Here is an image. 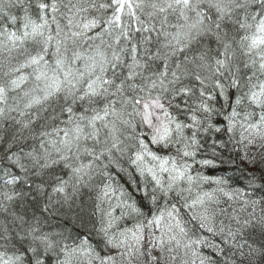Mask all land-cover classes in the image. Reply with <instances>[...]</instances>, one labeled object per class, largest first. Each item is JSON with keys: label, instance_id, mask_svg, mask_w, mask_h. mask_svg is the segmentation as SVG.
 Returning a JSON list of instances; mask_svg holds the SVG:
<instances>
[{"label": "snow or ice", "instance_id": "obj_1", "mask_svg": "<svg viewBox=\"0 0 264 264\" xmlns=\"http://www.w3.org/2000/svg\"><path fill=\"white\" fill-rule=\"evenodd\" d=\"M0 264H264V0H0Z\"/></svg>", "mask_w": 264, "mask_h": 264}, {"label": "trees", "instance_id": "obj_2", "mask_svg": "<svg viewBox=\"0 0 264 264\" xmlns=\"http://www.w3.org/2000/svg\"><path fill=\"white\" fill-rule=\"evenodd\" d=\"M225 155H226V157H228L229 163L221 166V171H226L227 172V175H229V176H233V175L240 176L241 173L238 170V167L239 168H244L245 167V165L241 162L240 157L238 155L229 154L227 152L225 153ZM232 159H235V161H236V164L235 165H233L231 163V160ZM248 167L251 168V165H249ZM211 174H218V173H211ZM240 183L243 184V183H245V181H243L241 179ZM259 195L260 194L257 193L254 198H257L258 199L259 198ZM85 199H87V196H85ZM92 243H93L94 246L97 245V244H99V247L97 248V250L100 251L101 253L104 252L103 243L99 240V238L96 236V234L94 232L92 233Z\"/></svg>", "mask_w": 264, "mask_h": 264}]
</instances>
